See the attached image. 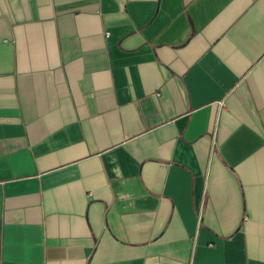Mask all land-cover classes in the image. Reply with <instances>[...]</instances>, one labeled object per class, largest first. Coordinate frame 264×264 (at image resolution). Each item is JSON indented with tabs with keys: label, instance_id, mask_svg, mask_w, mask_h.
<instances>
[{
	"label": "crops",
	"instance_id": "0c3cea01",
	"mask_svg": "<svg viewBox=\"0 0 264 264\" xmlns=\"http://www.w3.org/2000/svg\"><path fill=\"white\" fill-rule=\"evenodd\" d=\"M0 264H264V0H0Z\"/></svg>",
	"mask_w": 264,
	"mask_h": 264
}]
</instances>
